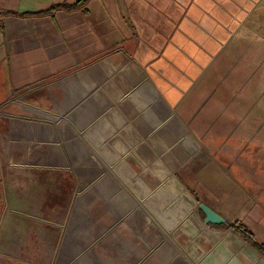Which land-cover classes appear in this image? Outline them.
I'll use <instances>...</instances> for the list:
<instances>
[{
  "label": "rangeland",
  "instance_id": "rangeland-1",
  "mask_svg": "<svg viewBox=\"0 0 264 264\" xmlns=\"http://www.w3.org/2000/svg\"><path fill=\"white\" fill-rule=\"evenodd\" d=\"M260 8L264 16V6ZM259 34L264 35V28H256L253 35ZM262 43L253 44L256 52L243 54L223 79L215 78L210 101L200 106L202 113L207 108L212 112L203 113L195 126L205 131L230 129L234 134L243 130L251 144L260 146L256 155L235 154L232 166L217 160V154L202 151L187 132L193 134L190 124L183 127L173 116L177 108L172 113L145 78L130 92L132 97L127 95L128 85L120 86L110 75L100 82L61 77L32 92L30 99L38 104L28 106L27 115L35 116L36 111L40 118L67 122L74 128L68 140L58 138L56 148H42V159L54 162L45 170L47 176L63 198L56 203L59 215L43 218L57 227L43 225L37 260L50 264H264V256L230 227L242 219L253 223L255 211H264L263 191L259 192L264 188L259 173L264 179V170L258 168V160L264 164ZM223 107L225 111L217 114ZM243 135L234 139L241 141ZM200 157L187 172V166ZM203 168L218 172L215 189L200 182ZM70 183L72 189L61 186ZM203 201L226 218L224 227L203 222L198 211Z\"/></svg>",
  "mask_w": 264,
  "mask_h": 264
},
{
  "label": "crops",
  "instance_id": "crops-1",
  "mask_svg": "<svg viewBox=\"0 0 264 264\" xmlns=\"http://www.w3.org/2000/svg\"><path fill=\"white\" fill-rule=\"evenodd\" d=\"M59 4L76 5L54 8ZM261 5L264 0H0V264H50L37 260V254L43 225H57L43 218L59 215L56 203L63 197L47 176L54 162L42 159V148H56L58 138L68 140L74 128L25 112L37 103L30 99L32 92L61 77L100 82L114 76L120 86L128 85L129 97L145 78L172 113L177 108L173 116L183 127L190 124L193 134L187 132L203 152L230 166L238 154L256 155L260 146L251 144L243 130L234 134L195 126L203 113L212 112L201 108L210 101L215 78L223 79L243 54H254L253 44L264 45V35H253L264 28ZM242 135L243 140L234 139ZM200 161L194 159L186 171ZM258 168L264 170L260 160ZM213 169L203 168L199 178L215 189ZM61 186L73 188L72 183ZM260 201L264 207V193ZM255 212L253 223H241L264 244V211Z\"/></svg>",
  "mask_w": 264,
  "mask_h": 264
},
{
  "label": "trees",
  "instance_id": "trees-1",
  "mask_svg": "<svg viewBox=\"0 0 264 264\" xmlns=\"http://www.w3.org/2000/svg\"><path fill=\"white\" fill-rule=\"evenodd\" d=\"M75 5L76 4H71V5L59 4V5L55 6L54 8L64 7L67 9H71ZM198 211H199L201 217L204 218L205 214L203 213V211H201L200 209H198ZM208 225H210L211 227L220 228V227H224L226 225V223H220V224L208 223ZM230 227L232 228V230L235 234L239 235L246 243L251 245V247L253 249H255L258 253H260L261 255L264 256V244L259 243L256 240L254 234L249 230V228L245 224L238 221V222H235L234 224L230 225Z\"/></svg>",
  "mask_w": 264,
  "mask_h": 264
},
{
  "label": "water",
  "instance_id": "water-1",
  "mask_svg": "<svg viewBox=\"0 0 264 264\" xmlns=\"http://www.w3.org/2000/svg\"><path fill=\"white\" fill-rule=\"evenodd\" d=\"M198 208L205 214L203 219V222L205 224H220L226 222L225 217L222 216L219 212H217L214 208L209 206L207 203L199 202Z\"/></svg>",
  "mask_w": 264,
  "mask_h": 264
},
{
  "label": "built area",
  "instance_id": "built-area-1",
  "mask_svg": "<svg viewBox=\"0 0 264 264\" xmlns=\"http://www.w3.org/2000/svg\"><path fill=\"white\" fill-rule=\"evenodd\" d=\"M260 191H263V193H264V188H260V189H259V192H260Z\"/></svg>",
  "mask_w": 264,
  "mask_h": 264
}]
</instances>
